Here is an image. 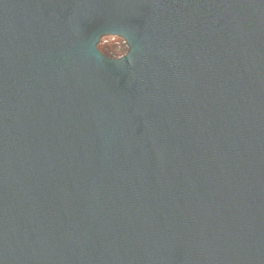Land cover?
<instances>
[{
    "label": "water",
    "instance_id": "obj_1",
    "mask_svg": "<svg viewBox=\"0 0 264 264\" xmlns=\"http://www.w3.org/2000/svg\"><path fill=\"white\" fill-rule=\"evenodd\" d=\"M0 264H264V0H0Z\"/></svg>",
    "mask_w": 264,
    "mask_h": 264
},
{
    "label": "built area",
    "instance_id": "obj_2",
    "mask_svg": "<svg viewBox=\"0 0 264 264\" xmlns=\"http://www.w3.org/2000/svg\"><path fill=\"white\" fill-rule=\"evenodd\" d=\"M105 36H108V35H105ZM112 36H118V35H112ZM119 37L122 39L123 43L114 42V41L110 42L107 40L104 41V46L107 47L108 45H110V48H109L110 49V53H109L110 58H116L118 55L124 54L128 49V45H127V42L125 41V39L122 38L121 36H119ZM125 44L127 46V49L125 48Z\"/></svg>",
    "mask_w": 264,
    "mask_h": 264
},
{
    "label": "clouds",
    "instance_id": "obj_3",
    "mask_svg": "<svg viewBox=\"0 0 264 264\" xmlns=\"http://www.w3.org/2000/svg\"><path fill=\"white\" fill-rule=\"evenodd\" d=\"M110 41V42H120L123 43L122 39L119 36H112V35H108V36H104L101 38L100 42L96 45V48L103 53L104 51V41ZM125 48L127 49V46L125 44ZM123 54H120L116 57V59L121 58Z\"/></svg>",
    "mask_w": 264,
    "mask_h": 264
},
{
    "label": "rangeland",
    "instance_id": "obj_4",
    "mask_svg": "<svg viewBox=\"0 0 264 264\" xmlns=\"http://www.w3.org/2000/svg\"><path fill=\"white\" fill-rule=\"evenodd\" d=\"M109 53H110V49L107 48L106 46H104V51H103V55L106 56V57H109Z\"/></svg>",
    "mask_w": 264,
    "mask_h": 264
},
{
    "label": "bare ground",
    "instance_id": "obj_5",
    "mask_svg": "<svg viewBox=\"0 0 264 264\" xmlns=\"http://www.w3.org/2000/svg\"><path fill=\"white\" fill-rule=\"evenodd\" d=\"M107 48H110V45H108Z\"/></svg>",
    "mask_w": 264,
    "mask_h": 264
}]
</instances>
